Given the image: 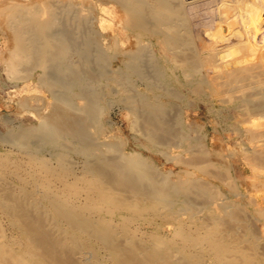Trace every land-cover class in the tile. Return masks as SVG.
<instances>
[{"label": "bare ground", "instance_id": "obj_1", "mask_svg": "<svg viewBox=\"0 0 264 264\" xmlns=\"http://www.w3.org/2000/svg\"><path fill=\"white\" fill-rule=\"evenodd\" d=\"M56 2L59 1L40 0L36 1L33 5L31 4L32 7L29 5V7L25 5L20 6V3L16 6L14 4L11 6L7 4V7L2 6L3 9L5 8L3 19L7 21L8 26L14 27L13 24L15 21L20 23L19 27L13 28L14 34L12 36L15 43L6 59V70L10 77L13 76L19 79L22 73L20 70L21 65H28L29 63L33 66H42V68L48 63H53L54 68L51 69L52 72L62 71V66H65L66 62L65 47L69 46V43L76 41V39L73 36L74 33L72 30L65 31L64 33L55 31V26H58L56 16H58L57 14L60 10L57 9ZM68 5V3H64V6ZM85 5V9L83 10L84 14L78 21H80L79 25H81V23L83 24L81 27H84L85 24L88 25L83 28V34L80 36L82 40H79L77 37V40L80 41L78 45L80 46L81 52L80 50L78 51L81 53L80 55L83 56L84 60H87V57H89L92 51L93 53L95 52L94 55H96V57L98 54L100 56L104 50H110L111 57H113L112 53L117 56L121 54L122 56L120 57L124 66V68H121L124 70L120 72V70L117 69L120 72L117 75L121 78L129 72H132V74H140L142 68L144 69L146 66L145 62L142 64L141 61L143 57L147 56L150 58L147 53L151 49L153 51L152 53L155 52V58H151L150 60L151 68H146V70L150 69L148 70L150 74L154 73L156 77L157 75L166 74L172 78L173 83H178L188 91L204 93V91L207 90L206 95H208L209 98L207 102L210 103H215L217 101L221 103H230L234 101L235 104L243 108L242 111L245 115L247 111L254 112V110H264V0H95L94 3L92 0H87ZM94 9L97 10L95 18L92 16ZM69 21L71 20H66V23L68 24ZM90 23L93 24L92 27L95 35H93L92 29L89 26ZM95 38L96 40H94ZM123 42H125L124 45L126 42H129L131 47L129 50L127 49L128 51H123L121 47ZM74 44L75 43H73V46ZM104 54H107L106 51ZM92 55H90V57ZM103 58L102 56L100 59L102 60ZM104 61L105 58L103 59V62ZM143 61L149 63L148 59ZM140 63L143 66H141ZM102 66L103 65H101V68ZM27 68L28 67H26V69ZM117 70L116 72H118ZM151 70L153 72H151ZM136 75L137 74H135V76ZM140 75H142V73ZM151 75L152 77L154 76L153 74ZM80 76L83 77V75ZM129 76L133 75L129 73ZM77 77L75 79L78 80L79 77ZM120 78L118 77L116 79ZM41 84L44 85L43 83ZM47 85L48 83L45 84L46 88H48ZM54 87L52 86V88ZM62 95L63 92L61 96ZM26 102L27 99L23 98L20 104L24 106ZM145 102L147 104V101ZM89 104L88 106L86 105V109L84 108L83 110L85 111L83 112L78 108V110L74 108V110L71 109L72 107L69 106L68 101L65 99H54L49 113L40 116L41 123L37 128L38 136L48 137L49 139V136L52 134V136L54 135L53 139L55 140V144L56 139H58L54 138L55 135L59 138L72 137L75 141L77 139L82 141L85 149L89 148L91 143H89L90 139L89 132H87V123L90 122V117L87 118V113L90 112L93 114L97 112L96 106ZM147 107L146 109L149 108ZM154 110L155 108H152V111L147 113H151L152 116V114L155 113ZM134 116L136 117V115ZM151 116L148 114L145 118L146 120L144 119L145 121L143 120L140 122L137 118H133L131 121L135 130H141V132L139 131L141 135L144 132L146 137L149 138L146 140L152 141L153 144L155 141L154 145L157 146L156 144L159 143V141L161 144L162 140L166 138L167 141L169 136L166 135L167 133L164 135L162 134L165 132L162 127H160L162 124L157 125L161 122L156 123L157 121L155 122L152 119L153 122L150 118L156 119V116ZM147 117L150 120L147 121ZM91 118L94 119V116ZM143 118L141 117L140 119L142 120ZM94 120H92V123H95ZM92 123L90 124L94 125ZM144 134L143 137H145ZM251 135L253 136L252 139L258 137L264 138V132L262 134L256 132ZM32 136L34 137L35 134ZM18 138L25 141L28 137L19 135ZM79 144L81 145V143ZM105 144L106 143H103L102 145ZM149 145L151 146L150 143ZM118 146L117 144V147ZM111 147H115V145ZM188 147L191 146L189 145ZM107 148L110 149V147ZM117 149H112V152H116ZM118 151L120 152V150ZM136 153H134V155L128 153L129 156H124L125 159L120 156L122 160L120 163L125 170L130 168V171H133V174L130 176V178L133 176L131 178L132 180L138 178L140 182L142 181L143 183L149 184L153 177L151 176L152 179L150 180L149 176L151 174L148 173V175L144 172L146 163L138 159L139 153L137 157L135 156ZM259 154L260 155L256 159L261 163L264 161V150H261ZM86 155H89V153L87 152ZM120 155H122V152ZM201 155L203 154H191L189 159H186V161L180 160V163L183 162L186 167L191 166L195 169L205 168V165L208 164H205L207 163L206 159ZM35 157L31 156V158L29 157L30 159L26 161V163L28 162L26 164L27 167H29L28 170H30L29 173L28 170H26L27 174L30 176L27 175L29 177V179H27L29 182L27 183L31 185V187L29 186L30 190L27 191L28 193L25 192L27 193L25 195L26 202L29 201L35 205L36 203L34 202H39L40 198L42 201L47 202V211L49 215L54 216V224L56 223L60 226H64L59 229L65 239H63L62 236L60 237L67 241V243L64 246L62 243L65 244V242H62L59 236L57 238L48 233L50 230L47 232V230L43 228L44 224L40 216L41 214L38 215V217L32 215L34 218L32 217L30 223L26 222L24 224V226L27 225L28 227L24 229V231V227L22 228V233L18 239L8 240L0 231V264H207V262H209V264H264V255L258 252V245H252L251 243L253 241L250 242L251 245L245 243L246 238L244 239V237L248 234H244L245 236L240 235L243 236L240 237L244 239L243 242L241 241L242 239L240 240L238 237L240 233L238 234L236 232L235 234L237 229L235 226L236 224L234 223L235 225H231V223L243 217L241 213L239 215L240 217L238 216V212L235 213L236 215L232 214L227 218L225 221L226 223L224 222L227 224L225 225L227 229L223 228L224 226L222 227L223 223L219 225L221 227L217 225V223H220V221L223 222V220H217L219 211H216L217 209L215 208H212L210 211L209 220L211 221H206L207 223L204 224H196V221H193V219L197 220L198 218H193L191 220L192 217H189L190 219L188 221H184L185 219L181 221L179 220V216H173L178 215V213L175 214L176 211H173L174 199L177 198L175 195L178 194V191H182L183 193L188 189V191H193L194 195H197V197L205 193H211L213 197L215 194H213V188L211 187L212 189H210V186L208 187L207 183L200 179H188L186 182H179L177 185L168 184L166 180L164 182L165 184L161 185L163 183L161 181L162 183H160V185L162 187L155 190V187H152L153 190L149 191L145 188L146 191L144 192H146V196H136L137 198L131 196L132 194L129 192L133 190L134 187L136 190L138 184H135V186H132V189L129 188L131 190L127 191L124 189L127 191H123L126 196L123 195L122 198L117 199L115 195H113L111 189L113 187V189L119 187L120 184L118 182L125 180L124 177L129 175H126V171H124L123 168L122 170H120V168H117V170L115 169L116 172L121 171L117 178L113 176L116 173L114 170H111L114 171V174L111 171L112 174H109L108 171L114 167V165H120V163L115 164L118 163L117 160L114 162L111 160L112 163H106L108 161L103 160L105 161V165L103 166L114 164L108 171L105 170L108 176H104L107 183V178L113 179L112 181L114 182L112 183L110 182L111 180H109L110 183H105V180L101 178V172L99 174L100 176L97 174V172L99 173L98 169L100 167L95 168L98 170L96 174L101 181L105 183L101 184V182L97 183L99 179L97 178V180H95L96 178L92 177L93 175L90 176L92 178L88 176L87 179H83V181L81 179L80 181L74 179L72 181H65L67 179H63V174L58 172L55 173L49 165L46 166L42 163H40L42 164L40 165L41 167L34 169L33 167L36 166L35 162L38 163V161H35L37 158ZM200 157L204 159H200ZM114 159L115 158H113V160ZM183 159L185 160V158ZM95 162L93 163L94 165L99 166L101 164L98 162V164H95ZM9 164L10 162L7 159H2L0 161V166L8 167ZM15 166L18 165L15 164ZM103 166L101 168H105ZM6 169L8 168H5V170ZM95 169L92 171H96ZM212 169L213 168H211V170ZM207 170L206 167L204 171L205 174L221 180L222 176L217 169H215L217 172H215V170H209L211 172ZM111 176H113L115 180ZM223 180L225 181V185H227L226 182L230 179L228 178L227 181L225 179ZM223 180L221 181L223 182ZM24 182L25 181H23V183ZM135 182L136 181H134V183ZM126 183L124 182L125 185ZM227 183L229 184V181ZM122 184L121 182V185ZM129 184L130 186L132 185L130 182ZM129 184L127 183V185ZM152 184L153 183H151V186ZM125 185L124 187L120 186V188H125ZM139 185H141V183ZM146 187L148 186L146 185ZM10 191H8L9 193L7 192V194L5 193V196L6 198L9 197L8 199L12 198V203H16ZM127 193L131 198H135L136 203L134 205L131 203L134 202V199L132 198V200L130 198L132 201L128 199L127 197L129 196ZM81 195L85 197L82 204L81 201L78 202ZM77 202L80 204L78 205ZM161 202L165 203L163 204L166 205L163 206L164 208H170V212L166 214L171 221H173L171 223L172 227L169 229V238L167 235V238L164 237V234L160 235L162 228H164L165 225L167 226L165 223L166 220L163 221L165 224L154 220L156 216L155 211H158L157 213L160 215L159 209H157L156 206ZM209 202L210 201H208V203ZM5 203L7 202H4V205ZM16 204H14V207L12 205H5L3 209L11 216V212L9 211H12V208L14 209ZM161 205H158V207L160 206V209L165 212L166 210L164 211ZM25 206H27V203H25ZM31 207L32 206H30V209ZM20 209L21 208H19V212L22 211ZM256 213H260L262 216L264 210H260L259 212L255 211V214ZM166 214L164 213V217L162 218H165L167 216ZM190 214L188 215L192 216ZM16 216L17 214L13 213L10 221L14 226L19 228V226H23V223L20 222V220L18 221L15 218ZM234 216H238L239 219L236 217V219L233 220ZM157 217L161 218V215ZM166 218L168 219V217ZM240 221H238V223ZM112 223H118V225L112 226ZM139 223L149 228V235L147 233L149 238L147 237L148 240H146L147 243L144 239H142L145 241H143L144 243L137 242L139 240L136 239V243L134 242L129 248H126L125 245L121 243H116L119 235H121V237L123 236L124 240L128 241L136 237V230L132 228V225L135 226ZM44 226H46V224ZM222 228L225 231H223ZM250 237L252 236L250 235ZM99 243H101L100 246ZM101 247L106 250L105 256L100 255ZM252 247L256 250H253Z\"/></svg>", "mask_w": 264, "mask_h": 264}, {"label": "rangeland", "instance_id": "obj_2", "mask_svg": "<svg viewBox=\"0 0 264 264\" xmlns=\"http://www.w3.org/2000/svg\"><path fill=\"white\" fill-rule=\"evenodd\" d=\"M36 1H40V0H9V1L0 0V156H1L0 161L2 159H7L10 162L8 167L0 166V192H1L0 197L2 196L0 198V231L3 233V235L8 240L18 239V237H20V234L22 233L21 232L22 228L24 227L23 228L24 231V229L28 227L27 225L24 226V224L26 222L30 223L32 217L33 218L34 216L38 217V215L41 214L40 216L42 217V222L44 225L46 224V226L43 225V228L46 229L47 232L50 230L51 232L49 231L48 232L49 234L57 238L59 236V239H61L62 242H65V244L62 243L64 246L67 243V241L63 240L65 238L64 236H62L60 232L61 227L63 228L64 226L63 225L60 226L56 223L55 225L54 216L48 214L49 213L47 211L48 203L42 201L41 198L39 202H34L36 203L35 205L29 201L26 202L25 195L28 193L27 191L30 190L29 186L31 187V185L27 183L29 182V180L27 179H29L30 176L29 174H27L26 171L29 169V167H27L26 165L28 162L26 163V161L27 159H30L31 156L32 157L36 156L37 158L35 157L36 158L35 161H38V163L35 162L37 167L34 165L35 166L33 167L34 169H38V167H41L40 165L42 164L46 166L49 165L50 168L55 173L58 172L63 174L62 175L64 177L63 179L64 180L67 179L65 181H72L73 179L76 181H80L81 179L83 181V179L86 180L87 177L89 176V178L92 177L96 178L95 180H97L98 178L99 180H97V183L101 182V184H105L107 183V181L106 179H104V176L105 177L108 176V174L106 175L107 172H105V170L108 171L114 165V164L112 165L108 164V166H103L105 165V161H108L106 163H110L111 160L112 162L117 160L118 163L115 164H119L122 161L120 159V156L127 157L129 156L128 153H132L130 155H134V153L137 152L135 156L137 157L139 153L138 159L143 160V162L145 161L144 163H146L147 166L150 164L148 167L145 165L144 172L147 174L150 173L151 174L149 176L150 180L152 179V177L153 179L149 184L143 183L142 181L140 182V179L138 178H136V180H132L131 178L133 176L131 178L130 176L131 174H133V171H130V168L128 169L129 170L128 171L127 169L125 170L122 167L121 163L119 166L114 165V167H112L108 171L109 174L111 172H113L114 174V171L115 169L117 170V168H120V170H122L123 168V170L126 171V175L128 174L129 175L124 177L125 180H121V182L123 184L124 182L125 183L127 182L129 184L130 182L132 184L130 186V184L127 185L126 183L127 186L124 184L125 188H123L124 185L123 184L121 185V182H118L120 186L123 187L120 188L119 186L117 187L118 189L117 188L113 189L114 187L111 189L113 195H115V198L120 199L123 197V195L126 196L124 193L127 192L128 190H131L132 186H135V184L136 185L138 184L136 190L134 189L135 188L134 187L133 190L129 192H131L130 193L132 194L131 196L133 197L135 196V198H137L136 196L145 197L146 192L144 191H146V189L147 191H149V190H153L154 187H155L154 190L162 187L161 185L165 184L164 183L165 180L167 181L168 184L177 185L179 182H183V181L186 182V180L188 179L190 180L200 179L201 181L207 183L208 187L210 186L209 187L210 189L213 188L212 189L213 194L215 193L217 196L214 194L215 195L214 198V195L212 197L211 193H205V194H200V197H197V195H194L193 191H188V189L183 193L182 191L181 192L178 191L177 192L178 194L175 195L177 196V198L174 199L175 203L173 207V211H176L175 214L178 213V215H173V216H179L180 218L179 220L181 221H183L184 219H185L184 221H188L191 217H192L191 220L193 218L196 219L198 218L197 220L193 219V221H196V224L198 223L204 224L207 223L206 221L208 222L211 221L209 220L211 213L210 211L212 208H215L217 209L216 211H219L217 220L218 221H220V219L223 220V222L220 221V223H217V225L219 226L220 224L222 225L223 223L222 227L224 226L223 228L227 229L225 226L227 225L225 224L227 218L230 215L232 214L234 215L235 213L239 212L238 216L241 213V216L243 215V217H241L242 219L241 218L239 219L238 216H236L239 219L237 220L236 217L234 216L233 220L234 219L236 220L235 222L232 221L233 223H231V225H233L234 223L236 224V225L234 224L237 227L235 234L236 232L238 234L240 233L239 236L237 234V236L240 238L245 236L246 234L249 235L250 233L252 237H250L249 235L250 237L249 238L248 235H246V237H244V239L246 238L245 243L249 245L251 244L252 245L255 244L256 246L258 245L259 246V247L257 246L258 252H260L261 255H264V214L262 216L260 213L255 214V211L259 212L260 210H264V161L260 163L256 159L260 155L259 152L261 153V150H264V138L258 137L252 139L253 136L251 135L256 132L257 133L259 132L261 134L264 132V110L263 109L254 110V112L247 111L245 115V113L242 111L243 108H241L240 105L235 104L234 101L230 103H221L218 101L215 103H210L207 102V100H209L208 95H206L207 90L204 91V93H200L198 91H188L185 88L181 87L178 83H173L172 78L170 76H167L166 74L157 75L156 77L154 73H151L154 75L152 77V75L148 71L150 69L146 70V68L149 67L151 68L150 66L151 58L152 59L155 58V54H154L155 52L152 53L153 51L151 49L147 53L150 58H148L147 56L143 57V60L148 59L149 63H147V61H143V60L141 61L142 64H144V62L146 64V66L144 65L145 66L144 69L141 67L142 68L141 73L142 75L144 74L143 76L140 75L141 73L132 74V72H129L130 75L133 76H129V73H127V75L126 74L124 75L126 77L123 76L124 79L123 77L120 78V76H118L117 74H119L120 72H122V70H124L122 69L124 68V66L120 57L122 55L120 54L119 56H117L114 55V53H112L113 57H111L110 50L108 51L104 50L101 53L102 55L100 54V56L97 52L98 54L97 57L96 55H94L95 52L93 53L92 51L90 52V55H92V53L93 55L91 57L89 55V57H87V60H84L83 56L80 55L81 49L80 46L78 45L80 41L77 40V37L79 38V40H82V37L80 36H82L83 34V28L86 25H88L85 24L84 27H81L83 24L81 23V25H79L80 21H78L80 17H82V15L84 14L83 10L85 9L86 6L85 4L87 3V0H56L59 1L56 2L58 7L57 9L60 10L58 11L57 14L58 16H56L58 20L57 23L58 26L57 27L55 26L56 28L55 31L64 33L65 31L72 30V32L74 33L73 36L76 39V41L73 42L75 43L74 46L73 43L71 42L69 43L70 45L68 44L69 46L65 47L66 67L62 66L63 68L61 72L59 71L52 72L51 69L54 68L53 63L51 64L48 63L51 68L48 66V64H46L45 66H43L44 68H42V66H33L30 65L29 63L28 65L27 64L21 65L20 70L22 73L19 76V79L21 78L20 80L17 77H13V76L10 77V75H8V72L6 70V59L9 55V52L11 51V48L14 46L15 43L13 41V36H12L14 34L13 28L19 27L20 23L15 21L13 24L14 27L8 26L7 21L3 19V14L5 11V8L3 9V7H7V4L9 6L13 4L16 6L19 3L20 6L29 5L30 7H32L31 4L33 5ZM62 1L63 2L65 1L64 3H68L70 6L69 5L64 6V3ZM94 1L95 0H92L93 3ZM96 15H97V10L94 9V12L92 14L93 18H95ZM69 19L71 21H69V23L67 24L66 20ZM91 24L92 23H90L89 26L91 27L93 32V27H92L93 24L92 25ZM93 35H95L94 32ZM94 40H96V38ZM124 43L125 42L121 44V47L123 51L124 50L128 51L131 46L129 42H126L125 45ZM78 50H80V52ZM105 51L107 54H104ZM102 56L105 58L106 61V62L104 61L105 63L103 62L104 58L102 60L100 59ZM142 64L141 66H143ZM101 65H103L102 68ZM26 67H28L27 68L28 70L26 69ZM117 69H119L120 72ZM25 70L28 73H26ZM116 70L118 72H116ZM151 72L153 71L151 70ZM135 74L137 75L135 76ZM80 75H83V77ZM77 76L79 77L78 80L75 79ZM118 77L120 79H116ZM38 78H41L46 83ZM41 83H43L44 85H42ZM47 83H48L47 85L48 88H46L45 86V84ZM51 85L53 87L54 86L56 87L52 88ZM54 91H56L57 93ZM62 92L63 95L61 96ZM23 98L27 99L26 105L24 106L20 104V101ZM54 99L55 100L65 99L68 101L69 106L72 107L71 109L78 108L83 112L85 111L83 109L84 108L86 109V105L88 106L89 103L91 105L93 104L94 106H96L97 112L94 111L96 113L92 114L90 112L88 113L85 112L88 114L87 118L88 117L91 118L92 116H94V119L96 120L95 121L94 119L89 118L90 122L87 123L88 124L87 132H89L88 134L90 139L89 143H91V145L88 144L91 147V148L89 147L90 149L89 148L85 149L82 141L78 139L75 141V139H73L72 137L71 138L62 137L63 139L65 138L63 140L62 138H59L55 135L54 138L55 139L58 138L56 139V144H55V140L53 139L54 135L52 136V134L49 136L50 138L52 137L51 139L50 138L48 139V137L38 136L37 128L41 123L40 116L49 113L51 109L50 107H52ZM144 100L147 101V104ZM146 107L148 109H146ZM152 108H155L154 112L156 114L157 113L160 114L156 115L154 112H152L154 113L152 114V116L153 115L156 116V119L150 117L149 118L151 120L153 119L155 122L157 121L156 123L161 122L160 124L157 125L162 124V126L160 127H162V129L165 131L162 134L164 135L167 133L166 135L169 136L167 141L166 138H164L161 144L160 141L159 143L156 144L157 146L154 145L155 141L153 144L152 141L146 140L149 138L146 137L144 132L142 133V135L139 133V131L141 132V130L136 129L137 130L136 132L135 128L132 126V121H131V119L133 120V118L134 119L137 118L138 121L140 122L143 121L146 118V116H148V114H150L151 116V113H147V112L149 111L151 112ZM134 115H136V117ZM141 117L144 118L141 120L140 119ZM150 119H148L147 117V121ZM92 120H94L95 123H92L93 122ZM90 123L94 125H91ZM33 134H35L34 136L35 138L32 136ZM143 134L145 135V137H143ZM19 135L28 137L26 138L27 141L25 140L26 141L25 142L24 140L19 139L18 138ZM79 143H81V145ZM103 143H106L105 144L106 146L102 145ZM107 143L108 145L110 143L111 144L108 146ZM149 143L151 144V146L149 145ZM96 144L97 145L101 144V145L97 146ZM112 144H114L115 147H111L114 146ZM117 144L119 145L118 147L120 146L121 147L118 148ZM189 145L191 147H188ZM107 147H110L111 150L108 149ZM95 148H97L98 150ZM112 149L114 150L117 149L116 152L113 151L114 154L116 153L115 155L113 154ZM118 150H120V152ZM85 152L86 153L88 152L89 155H86ZM121 152L122 155H120ZM190 152L191 154L195 153L196 155L198 153H202L203 155L201 156L205 157L207 162L205 164H208L209 166L205 165V168L195 169L191 166L186 167L183 162L180 163L181 161H186V159L190 158L191 156ZM139 157H141L142 159ZM203 157H200V159ZM113 158L115 159L113 160ZM183 158H185V160ZM95 161L101 164L99 166L94 165L93 163ZM97 162H95V164H98ZM15 164H17L18 166H15ZM102 166L105 168H101ZM206 167L208 169L207 171L211 170V168H213L212 169L213 171L217 169V171H219L220 175L222 176L221 180L225 179L227 181V179L229 178L230 179L228 180L229 184L227 183L228 181L226 182L228 186L225 185L224 180L223 183L220 179H216L210 175L205 174L204 171L206 170ZM5 168H8L9 170L8 169L5 170ZM91 168L93 169L99 168L98 169L99 173L97 172L98 170L95 169L96 171H92L93 169ZM29 171L30 170H28V173ZM217 171L215 170V172ZM96 172L98 175L101 172L100 174L101 178H103L102 180H105L104 181L105 183L101 181V179L98 177ZM120 172L121 171L116 172L115 173L116 175L114 174L113 176L117 178ZM107 179H108V183L114 182L112 181L113 179L111 178H107ZM109 180L111 181L109 182ZM23 181L25 182L23 183ZM134 181L136 182L134 183ZM140 183L141 185H139ZM151 183H153L152 186ZM160 183L162 184L160 185ZM146 185L148 187H146ZM124 189H126L127 191H125ZM7 190L8 191L11 190L10 194L12 197L15 198L17 204L12 203V198L8 199L9 198L8 196H7L8 198H6L5 193L7 194L8 192ZM127 195L129 196L127 198L130 199L131 198L130 195L128 193ZM80 197L81 198L77 200L78 202L81 201L82 204L85 197L83 195H81ZM5 198L7 201L5 200ZM135 198H133L134 200L132 199L134 201L131 202L132 205L136 203ZM208 201L210 202L208 203ZM4 202L8 203V204L5 203V205H9V206L12 205L13 207L14 204H16L15 208L14 209L12 208V211L9 212H11V216L13 215V213L17 214L15 218L18 221L20 220V222L23 223V226L20 227L18 225L19 228H17V226H14L11 223L10 214L6 213L3 209V206H5ZM78 202L77 204L79 205L80 203ZM25 203H27V206H25ZM161 203L158 205H161ZM21 204L23 208L21 207ZM163 204L165 203L163 202L161 206L164 209V211L165 210L166 211L163 212L162 209H160V206L158 207L157 205L156 208L159 209L161 218L157 217L160 215L159 213H157L158 211H155L156 216L154 217V220L156 222H162V223H164L163 221L166 220L165 223L167 224V226L165 225V227L162 228V231H160V235L164 234L165 238H167V236L169 238L170 237L169 229L172 227L171 223L173 221H171L169 216L166 214L170 212V208L169 209L164 208L163 206L166 205ZM30 206H32L31 209ZM19 208H21L20 210H22L21 211L22 213L19 212ZM164 213L167 215L165 216L168 217V219L166 217L162 218L164 217ZM188 214L192 216H189ZM180 216L182 217V219ZM238 221H240L239 222L240 224L238 223ZM111 225L116 226L118 225V223H112ZM235 226L232 227L236 228ZM132 228L136 230L135 232L136 237L129 239V241L132 240L131 242H129L128 240H124L123 236L121 237V235H119L116 243L117 242L119 244L121 243L122 245H125L126 248L127 247L129 248L130 246L133 245L134 242L136 243V239L139 240L137 242L140 243H144L146 240H148L149 237L147 236V233L149 235V228L146 225L139 223L138 225L135 226L132 225ZM166 229L168 230V232ZM223 231L225 230L223 229ZM60 236H62L63 239ZM142 239H144L145 241ZM241 239L242 238H240V240ZM244 239H242L241 241L243 242ZM250 242L252 243L250 244ZM100 245L101 243H99V246ZM102 248L103 247H101L100 255L105 256L106 250ZM253 250L256 249L253 248ZM207 264H209V262H207Z\"/></svg>", "mask_w": 264, "mask_h": 264}]
</instances>
